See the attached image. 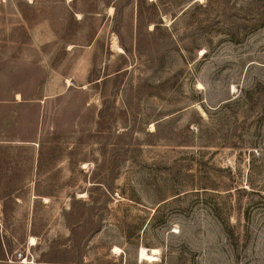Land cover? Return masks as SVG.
Listing matches in <instances>:
<instances>
[{"label":"rangeland","instance_id":"374dc122","mask_svg":"<svg viewBox=\"0 0 264 264\" xmlns=\"http://www.w3.org/2000/svg\"><path fill=\"white\" fill-rule=\"evenodd\" d=\"M0 257L264 264V0H0Z\"/></svg>","mask_w":264,"mask_h":264},{"label":"bare ground","instance_id":"6f19581e","mask_svg":"<svg viewBox=\"0 0 264 264\" xmlns=\"http://www.w3.org/2000/svg\"><path fill=\"white\" fill-rule=\"evenodd\" d=\"M30 244H31L32 246H35V245H36L35 240H34V239H31ZM156 253H158V251H157V250H153V255H147V252H146L145 250H142L140 257H141V259H152V257H153ZM26 261H27V259H26L23 263H25ZM151 261H152V260H151ZM27 263H28V262H27Z\"/></svg>","mask_w":264,"mask_h":264},{"label":"crops","instance_id":"0c3cea01","mask_svg":"<svg viewBox=\"0 0 264 264\" xmlns=\"http://www.w3.org/2000/svg\"><path fill=\"white\" fill-rule=\"evenodd\" d=\"M2 260H4V259L2 257H0V264H3L2 263L3 262ZM20 264H70V263H63V262H34V263H30L29 262V259H27V261L25 263H20Z\"/></svg>","mask_w":264,"mask_h":264},{"label":"built area","instance_id":"2783aa9c","mask_svg":"<svg viewBox=\"0 0 264 264\" xmlns=\"http://www.w3.org/2000/svg\"><path fill=\"white\" fill-rule=\"evenodd\" d=\"M22 263L26 260V259H21ZM30 263H34L32 260L29 261Z\"/></svg>","mask_w":264,"mask_h":264}]
</instances>
